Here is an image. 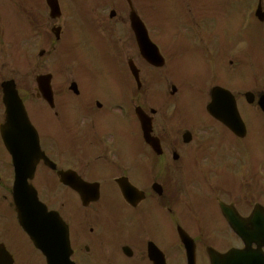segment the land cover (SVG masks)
Instances as JSON below:
<instances>
[{
	"label": "flooded vegetation",
	"instance_id": "1",
	"mask_svg": "<svg viewBox=\"0 0 264 264\" xmlns=\"http://www.w3.org/2000/svg\"><path fill=\"white\" fill-rule=\"evenodd\" d=\"M157 1L58 0L57 17L44 20L37 11L32 29L51 65L36 60L33 80L6 77L14 79L45 156L28 182L65 223L74 264H186L183 232L194 242L196 263L208 264V247L243 246L222 208L238 216L240 230L256 231L263 222L262 209L259 219L251 216L264 207L253 154L260 135L246 128L237 136L205 110L216 86L244 99L247 37L219 28L220 6L178 0L182 18ZM131 12L162 66L144 59ZM255 20L261 37L264 21ZM56 34L78 43L55 70ZM41 74L51 76L47 98L35 80ZM4 110L0 102V126ZM12 185L0 135V264H45L18 224Z\"/></svg>",
	"mask_w": 264,
	"mask_h": 264
},
{
	"label": "rangeland",
	"instance_id": "2",
	"mask_svg": "<svg viewBox=\"0 0 264 264\" xmlns=\"http://www.w3.org/2000/svg\"><path fill=\"white\" fill-rule=\"evenodd\" d=\"M250 1L251 0H230L227 4V7H224L227 0H200L199 2L206 7H215V9L218 6L222 7L224 9V15L221 16H223V19H225V23H220L219 28L224 26L229 33L243 34L245 32L250 34V39L255 37V33L253 31L254 28H252L253 23H249L247 16H245L247 14L245 6ZM253 4H255V2H253ZM18 5L19 3H16V6ZM155 5L157 7H161L162 1L158 0ZM16 6L15 3L11 4L10 2L0 0V32L1 37L3 38V43L1 44L3 49H0V81L7 76H13L15 74H18L19 77H22L24 80H33V76L36 73L34 70L36 64L35 62L38 60L37 53L40 50L38 45H41V42H39L37 45L36 41L32 40L31 38L32 26L31 23H29V17H27L30 15L29 12H26V14L24 12L16 13ZM21 6L27 8V11H30L35 7L34 0H21L20 7ZM41 6L43 7V5ZM165 6L173 13L174 17H176V10L180 17H185L184 12L180 9L178 0H166ZM8 7H11V12L9 11ZM254 8L255 6L248 9L249 18L252 20ZM6 14L8 15L7 18ZM207 14L208 16H213L214 12L207 11ZM215 16H219V14H215ZM13 18L16 23H20L22 21V23H20L21 29L17 25L18 23L14 24L12 21ZM27 36H29V39H27ZM246 43L248 44V41ZM257 43L258 42L256 41V44ZM63 45L64 47L66 46L65 41H61L58 44L57 49L60 50ZM256 46L258 47V45ZM259 48H261V51L254 47L253 44L252 51H246L247 73L245 74L248 78V81L246 83L245 90L247 91H264V40H262V47ZM13 49L15 50V55ZM78 56H80V52L78 53ZM52 59L53 67L56 70L59 65L58 55L53 56ZM109 63H111V61ZM38 64L43 66L41 68H44V66L50 64V60L47 58V56H44L43 59L38 61ZM195 64H198V62H195ZM253 74L257 75L258 80L254 81L253 78L249 79L250 75L253 76ZM107 81H110V78H108ZM240 106L242 107L241 114L243 115V118L247 120L250 130H257L260 128V125L264 126L263 116L255 112V110L249 107L247 104H240ZM196 112L202 113L203 111L199 110ZM263 126L261 127L262 131L264 130ZM263 149L264 145L259 149L258 155H263ZM253 160H255L254 157Z\"/></svg>",
	"mask_w": 264,
	"mask_h": 264
},
{
	"label": "water",
	"instance_id": "3",
	"mask_svg": "<svg viewBox=\"0 0 264 264\" xmlns=\"http://www.w3.org/2000/svg\"><path fill=\"white\" fill-rule=\"evenodd\" d=\"M147 58L156 65L160 64V59L156 53L148 55ZM3 92V102L7 107V116L9 115L12 118L16 108L15 92L4 85ZM259 105L264 111V96L259 101ZM229 112L231 114L236 113L232 99L229 104ZM17 135L22 137L23 145L27 144L25 133L22 135L17 133ZM2 136L8 151L12 155L15 167L13 200L20 225L29 234L34 245L43 253L47 264H72L69 261L70 250L65 225L53 213L46 210L37 200L35 193L28 189L26 183V178L31 177L38 157L36 156L32 160L28 159L27 155L30 152L27 151L26 147H17L20 142L16 141L18 136L15 132L14 134L12 132L11 135L2 133ZM30 143L33 146H38L36 137ZM187 257L189 264L193 263V251L187 250ZM209 257L211 264H264V255L259 250L232 249L225 254L210 252Z\"/></svg>",
	"mask_w": 264,
	"mask_h": 264
}]
</instances>
